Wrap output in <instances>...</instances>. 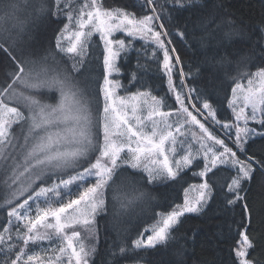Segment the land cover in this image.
Segmentation results:
<instances>
[{
    "label": "snow or ice",
    "instance_id": "obj_1",
    "mask_svg": "<svg viewBox=\"0 0 264 264\" xmlns=\"http://www.w3.org/2000/svg\"><path fill=\"white\" fill-rule=\"evenodd\" d=\"M34 3L30 15L34 14L36 18L46 15L56 18L66 16L68 23L56 37L52 57L70 58L71 67L53 66L49 63L48 52L44 55H25L23 49H18L26 21L20 24L18 31L0 28V53L7 57L3 79L0 80V172L6 173L0 183L7 190L2 201L3 206L7 207V222L0 229L3 264H65V258L66 264H89V258L96 253V248L89 249L82 242L80 231L73 230L69 236L67 230L80 228L91 233L97 217L108 213L110 203L114 205L119 202L120 208L125 210L134 199L139 198L121 194L122 185L117 184L118 177L134 184L143 181V173L147 174L149 183L176 180L183 168L191 165L201 154L205 162L199 173L201 177L221 165L235 171L223 194L220 208L225 212L237 206L241 209V220L234 221L237 227H229L230 231H238L240 236L237 247L233 249L232 264H256L255 259H249L255 245L247 234V230L252 227L247 192L257 172L264 174V160L253 156L241 160L237 152L245 153L248 144L264 140V131L249 125L251 121L264 129V68L250 75L246 69L238 73L241 78L249 75L247 87L240 82L235 83L228 101L232 119L222 122L217 119V112L207 99L200 108L192 102V94L196 93V99H199L204 90L187 88L184 81L191 75L190 72L185 73L180 68L181 87L177 89L173 84L174 70L182 61L178 55H174L176 49L168 47L171 40L166 41L165 37L170 33L163 21L166 17L172 18L171 8L185 10L191 6L192 0H143L141 7L147 14L139 17L119 8L105 9L102 0H84L83 3H79V0H34ZM17 9L16 0H0V12H3L0 19L13 18ZM232 23L227 22L229 26ZM221 27L217 24L207 33V38L215 39L212 33ZM72 28L75 30L70 31ZM119 32L133 39L139 37L146 45H155L153 56L162 51V67L168 77L169 92L174 95L177 105L173 111L164 112L163 98L151 96L150 92L135 93L130 98L116 97V90L121 84L109 77L119 73L116 58L132 44L131 40L126 43L124 39L111 38ZM95 33H99L105 46L104 84L101 88L104 107L98 122L102 141L92 112L93 98L83 95L73 75L82 70L90 40ZM177 34L181 38L185 37L184 32L178 31ZM224 38L230 40L231 32H225ZM204 39L201 37L202 41ZM211 59L207 63L211 72H218L225 67L223 59L216 64H212ZM246 59L241 58L238 64H243ZM199 73L200 69H197ZM133 78H136L135 73ZM209 80L211 82V76ZM41 88L57 89L60 92L59 102L56 105L42 104L37 99ZM141 96H151L152 100L146 117L136 114L140 110L138 98ZM241 100L243 106H239ZM246 109H250V112H246ZM205 112V123L210 118L214 125L221 127L225 138L213 134L205 123L197 119L198 115L203 116ZM157 117L160 119L156 120ZM172 117L176 119L169 123ZM148 122L152 123V127L150 131H145ZM16 125L21 126L22 144L12 132ZM190 127H198L200 134L193 131L191 141L182 140L180 150L184 155L175 159V155H179L177 136H186L185 130ZM207 141H211V144ZM196 144H199V148L195 147ZM18 150L22 155H14ZM169 152L174 154L175 166L169 160ZM92 156H95L94 161ZM154 157H163V160L161 162ZM149 160L150 165L145 163ZM85 164L88 166L84 167ZM69 171L72 174L67 179L59 178L53 180L51 185L43 186L58 172L62 177ZM24 177L29 178L27 186L22 183ZM90 179L95 182L84 187L77 198L60 203L64 190L71 191L73 186L82 187ZM37 181L42 186L32 190ZM188 191L185 189L183 205L176 206L166 214L158 213V223L151 229L146 228L130 246L126 241H121L118 248L120 257L131 253L135 256L136 264H142V254L168 244L172 232L185 214L202 213L212 198L210 184L207 181L200 184L195 189L197 195L194 198H189ZM53 201L60 206L52 207ZM32 203L36 204L34 217L31 214ZM41 203L48 207H40ZM148 231L152 234L146 235ZM54 239L64 243L58 250L45 249L51 255H41L39 252L28 254L30 245ZM116 247L114 243L113 248ZM116 259L114 255L113 264H116Z\"/></svg>",
    "mask_w": 264,
    "mask_h": 264
},
{
    "label": "trees",
    "instance_id": "obj_2",
    "mask_svg": "<svg viewBox=\"0 0 264 264\" xmlns=\"http://www.w3.org/2000/svg\"><path fill=\"white\" fill-rule=\"evenodd\" d=\"M16 3L18 9L15 16L8 20L0 19V28L18 31L20 24L26 21L18 49H23L25 55L28 53L44 55L48 52L49 63L70 68V58L56 56L53 59L52 57L56 37L68 23L66 16L56 18L46 15L36 18L34 14L30 15L35 7L34 0H16ZM142 4L143 0H102L105 9L119 8L138 17L147 14V11L141 7ZM170 10L172 18L166 17L163 21L170 33L165 40H171L168 47L175 48L174 55H178L182 61V64L177 65L174 70L173 84L177 89L181 87L180 68H183L185 73L190 72L191 75L184 81L187 88L204 90L199 99H196V93L192 94V102L196 107L200 108L207 99L216 110L217 119L222 122L232 119L228 107L232 87L238 81L245 80L252 72L264 68V31H262L264 0H192L191 6L185 10L176 8ZM2 16L3 12H0V17ZM228 21L233 22L231 26L227 24ZM217 24L222 27L212 33L215 39L207 38V33ZM178 31L184 32L185 37L181 38L177 34ZM225 32H231L230 40L224 38ZM201 37L205 39L202 41ZM129 40L132 41L131 46L116 60L120 71L115 75L114 80L121 84L117 89L118 94L150 92L152 96L163 98L165 110L173 111L177 105L174 95L169 92L168 77L162 67V51H158L157 55L153 56L155 45L150 43L146 45L140 38L132 39L125 36V42ZM87 52L82 70L73 75L90 97L100 100L104 81V49L103 42L96 33L90 40ZM245 57L247 58L245 62L238 64V61ZM209 58H212V64L223 59L225 67L220 68L218 72H211L207 66ZM6 65L7 57L0 53V80L3 79V69ZM197 69H200L199 74ZM245 69L249 75L241 78L238 73ZM133 73L136 74L135 79ZM232 77L235 79H231ZM95 113L99 128L98 122L101 118L99 109ZM204 114L207 115L206 112ZM205 125L222 139L225 138L224 131L220 126L214 125L210 118ZM17 127L18 125L14 126L13 130ZM98 132L101 140L100 129ZM229 146L233 147L232 144ZM237 155L241 160H246L248 156L264 160V140L248 144L247 151L237 152ZM91 159L94 161L95 156ZM201 168H203L202 161L193 163L188 168H183L178 179L155 183L148 182L146 173H143V181L136 184L126 178L118 177L117 184L122 185L121 194L139 198L134 199L125 210L120 208L119 202L114 205L110 203L108 213L97 217L95 227L86 243L89 249L96 248V253L89 258V264H113L114 255L117 258L116 264H136L135 256L131 253L120 257L118 252L120 242L126 241L130 246L147 227L158 223L160 220L158 213L166 214L181 205L184 201L185 189L202 179L196 172ZM69 174L72 173L69 171L63 176L67 177ZM235 174L234 170L221 165L205 176V181L212 188L209 205L200 214H185L172 232V239L168 244L142 254L144 255L142 264H232L233 249L237 247L236 242L240 240V236L238 231H230L229 227L233 229L237 227L234 221L241 220V209L237 206L225 212L220 208L223 204V194ZM4 177L5 175L0 173V182ZM57 177H61L59 173ZM88 184H91L90 180L83 186L87 187ZM5 191L7 190L0 183V229L7 219V207H3L2 204ZM243 194L242 192L241 195ZM78 195L72 190L67 200L75 199ZM247 202L252 218V227L247 230V234L255 245L250 251L249 259H255L256 264H264V174L259 171L247 192ZM79 231L82 233L83 229ZM114 243L117 245L116 248H113ZM16 250H19V246ZM14 255L15 252L12 253L13 257ZM0 264H3V256H0Z\"/></svg>",
    "mask_w": 264,
    "mask_h": 264
},
{
    "label": "rangeland",
    "instance_id": "obj_3",
    "mask_svg": "<svg viewBox=\"0 0 264 264\" xmlns=\"http://www.w3.org/2000/svg\"><path fill=\"white\" fill-rule=\"evenodd\" d=\"M84 2V0H81V3H83ZM73 30H75L74 28H72V29H70V31H73ZM96 35H98L99 36V38H100V35H99V33H96ZM125 36L126 37H128L127 36V34L126 33H123V32H119V33H114L113 34V36L111 37V38H114V39H117V40H119V39H124L125 40ZM129 38H132V37H129ZM136 38H139V37H136ZM135 38V39H136ZM133 39V38H132ZM142 40V39H141ZM103 42V41H102ZM142 43L143 44H145V42L142 40ZM65 46H67V43H65ZM104 42H103V49H104ZM116 60H117V58H116ZM51 64V63H50ZM54 66V65H53ZM257 71V70H256ZM256 71H254V72H256ZM254 72H252V73H254ZM117 73H113L110 77H109V79L110 80H114L115 79V75H116ZM75 78V81L74 82H76L77 84H78V87L83 91V95L85 96V97H89V95H88V92L86 91V90H84L82 87H81V85L78 83V79L76 78V77H74ZM248 78H249V76L245 79V80H243V81H238V82H240V83H242L243 85H244V87H247V80H248ZM103 84H104V81H103ZM235 85V84H234ZM103 86V85H102ZM234 87V86H233ZM232 87V88H233ZM38 92H39V94L37 95V99H39L40 101H41V103L42 104H49V105H56L58 102H59V100H60V92L57 90V89H55V88H52V89H48V88H41V89H39L38 90ZM136 93H138V92H136ZM139 93H142V92H139ZM116 97H131L133 94H126V95H119L118 94V92H117V90H116ZM152 96V95H151ZM151 96H149V97H147V98H145V97H143V96H141V97H139L138 98V105H139V107H140V110L136 113L137 115H139V116H142V117H146L147 115H148V111L150 110V107H151V105H152V100H151ZM231 97H232V90H231V93H230V96H229V99H231ZM145 99L147 100V103H145ZM159 99V98H158ZM229 99H228V101H229ZM239 106H243V102H242V100H241V102H240V105ZM103 107H104V97H103V93L101 94V98H100V100H97V99H95V98H93V104H92V112H93V116H94V119L96 120V111H98V109H99V111H100V115L102 116V113H103ZM164 105H163V108H162V110L164 111V112H168L167 110H165L164 109ZM228 107H229V105H228ZM229 109H230V111H231V108L229 107ZM128 111H129V115H131V111H130V108L128 109ZM246 112H250V109H246ZM231 113H232V111H231ZM194 115H196V113L194 112L193 113ZM205 116H206V114H204L203 116H201V115H198L197 116V119H199V120H201V122L202 123H204V120H205ZM160 118H156V120H159ZM176 118L175 117H172L170 120H169V123H172L174 120H175ZM97 121V120H96ZM208 121V120H207ZM133 123H135V121H133ZM249 125L250 126H254V127H256L257 128V130L258 131H264V129H261L258 125H254L251 121L249 122ZM206 126V125H205ZM26 127V126H25ZM151 127H152V123L151 122H148V124H147V127H146V129H145V131H150L151 130ZM207 127V126H206ZM210 130V129H209ZM97 131H99V128L97 127ZM186 131V133H187V135L186 136H177V151H178V153H179V155H175V159H179L181 156H183L184 155V152L182 151V150H180V142L183 140V141H191V139H192V136H191V133L193 132V131H195L196 133H197V135H199L200 134V130H199V128L198 127H190V128H188V129H186L185 130ZM213 134H215L216 136H218L214 131H212V130H210ZM12 132H13V134L16 136V137H18V139H19V143H23V134H22V131H21V126L20 125H18V127L15 129V130H13L12 129ZM221 133V132H220ZM222 134V133H221ZM223 136V135H222ZM219 137V136H218ZM224 137V136H223ZM219 138H222L221 136L219 137ZM102 139H103V135H102V131H101V141H102ZM207 143L208 144H211V141H207ZM171 145H169V147H170ZM187 145L185 144V147H186ZM195 147L196 148H199V144H196L195 145ZM234 147V146H233ZM234 150H235V148H234ZM14 155H22V153L18 150L17 151V153H14ZM168 156H169V160H170V162H173V166H175L174 165V161H173V157H174V154L173 153H171V152H169L168 153ZM154 159H158L159 161H161L162 162V160H163V157H158V158H156V157H154ZM200 161H202L203 162V168H204V160H203V157H202V154L200 155V156H198L194 161H193V163H197V162H200ZM145 163L146 164H151V161L149 160V161H145ZM192 163V164H193ZM191 164V165H192ZM191 165H188L187 167H185V168H188L189 166H191ZM203 168H201V169H199V170H197L196 172L197 173H200L201 171H202V169ZM1 174L3 173V172H0ZM59 173V172H58ZM57 173V174H58ZM4 175H6V173H3ZM69 175H71V174H69ZM68 175V176H69ZM68 176L67 177H65V176H62V177H57V176H54V177H51L50 179H48L47 181H46V183L43 185V186H49V185H51L52 184V182H53V180H58L59 178H63V179H67L68 178ZM33 179H34V177H32ZM202 179L200 180V181H198V182H194V183H192V184H190V186H188V193H187V195L189 196V198H194L196 195H197V192L195 191V189L200 185V184H202V183H204L205 182V177H201ZM28 180H29V178L28 177H24V178H22V183H24L25 184V186H27V183H28ZM90 181H91V184L92 183H94L95 181L93 180V179H90ZM9 183H11V180L9 179ZM42 185H41V182L40 181H37L34 185H33V188H32V190H35V189H38L39 187H41ZM83 188H84V186H82V187H76V186H73L72 188H71V191L72 190H75V192L76 193H78L79 194V192L80 191H82L83 190ZM71 191H68V190H64L63 192H62V199H61V201H60V203H67L68 202V200H67V198H68V196L71 194ZM30 194V193H29ZM25 199L27 198V196H25L24 197ZM184 199H185V194H184ZM183 203H184V201H183ZM183 203L181 204V205H183ZM13 206H15V205H13ZM60 205H59V203H56V202H52V207H59ZM4 207V206H3ZM40 207H42V208H46V207H48V205L47 204H43V203H41L40 204ZM35 213H36V204L35 203H32V216L34 217L35 216ZM7 214V213H6ZM7 218V217H6ZM7 222V219H5V223ZM51 222H54V221H51ZM157 224V223H156ZM156 224H152V225H150L149 227H147V229H151L152 227H154ZM79 230H80V228H78ZM74 229H69V230H67V234L70 236L71 235V231H73ZM76 231H79V230H77V229H75ZM14 231H15V229H14ZM152 233H151V231H148L147 232V234L146 235H151ZM90 235H91V233H89V232H86V231H82V233H81V237H82V242L83 243H87V238H90ZM146 235H145V238H146ZM64 242L62 241V240H59V239H54L53 241H51V242H49V241H43V242H38L36 245H30L29 246V248H28V254H31L32 252H39V253H41V255H51V252L49 251V252H45V249H48V250H50V249H52V248H57V250H58V248H59V246H61L62 244H63ZM65 264H66V258H65Z\"/></svg>",
    "mask_w": 264,
    "mask_h": 264
}]
</instances>
